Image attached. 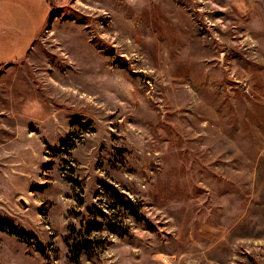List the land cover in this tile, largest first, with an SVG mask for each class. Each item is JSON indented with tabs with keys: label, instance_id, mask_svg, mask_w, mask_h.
<instances>
[{
	"label": "rangeland",
	"instance_id": "rangeland-1",
	"mask_svg": "<svg viewBox=\"0 0 264 264\" xmlns=\"http://www.w3.org/2000/svg\"><path fill=\"white\" fill-rule=\"evenodd\" d=\"M0 264H264V0H0Z\"/></svg>",
	"mask_w": 264,
	"mask_h": 264
},
{
	"label": "bare ground",
	"instance_id": "bare-ground-1",
	"mask_svg": "<svg viewBox=\"0 0 264 264\" xmlns=\"http://www.w3.org/2000/svg\"><path fill=\"white\" fill-rule=\"evenodd\" d=\"M166 4V3H165ZM113 5V4H112ZM119 5H121V4H119ZM116 7V6H115ZM166 7V6H165ZM118 8V7H117ZM162 8V7H161ZM164 10H166V9H164ZM141 12V11H140ZM113 13V12H112ZM113 17H115V16H113ZM141 23V22H140ZM142 24V23H141ZM140 24V25H141ZM123 25V24H122ZM121 25V26H122ZM144 25V24H143ZM144 27V26H143ZM118 28H120V27H118ZM122 28V27H121ZM120 28V29H121ZM124 28V27H123ZM145 28V27H144ZM125 29V28H124ZM147 29V28H146ZM121 30H123V29H121ZM128 30V29H127ZM133 30V29H132ZM150 31V30H149ZM122 32V31H121ZM148 32V31H147ZM151 32V31H150ZM144 33V32H143ZM154 37V36H153ZM149 39V38H148ZM132 42V41H131ZM163 44V43H162ZM165 46H166V44H165ZM134 47V46H133ZM152 47V46H151ZM153 49V48H152ZM164 49V48H163ZM142 50V49H141ZM149 50H150V48H149ZM144 54V53H143ZM169 54V53H168ZM147 55V54H146ZM148 56V55H147ZM177 74V73H176ZM184 77V76H183ZM185 78V77H184ZM181 109V108H180ZM188 123H189V120H188Z\"/></svg>",
	"mask_w": 264,
	"mask_h": 264
},
{
	"label": "crops",
	"instance_id": "crops-1",
	"mask_svg": "<svg viewBox=\"0 0 264 264\" xmlns=\"http://www.w3.org/2000/svg\"><path fill=\"white\" fill-rule=\"evenodd\" d=\"M47 1V0H46ZM52 6V5H51Z\"/></svg>",
	"mask_w": 264,
	"mask_h": 264
}]
</instances>
